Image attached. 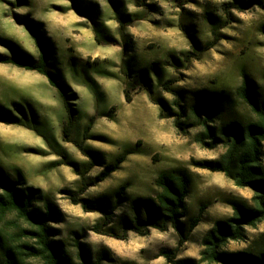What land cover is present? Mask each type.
<instances>
[{
    "label": "rangeland",
    "instance_id": "1",
    "mask_svg": "<svg viewBox=\"0 0 264 264\" xmlns=\"http://www.w3.org/2000/svg\"><path fill=\"white\" fill-rule=\"evenodd\" d=\"M235 1L0 0V54L16 51L23 60H37L29 21L35 23L69 94L39 72L0 63V171L23 188L37 189V208L46 201L57 207L53 238L66 241L76 260V240L91 260L102 253V264H171L159 252L177 247L179 258L198 259L204 233L233 215L230 202L250 201L251 189L197 166L217 159L224 148L207 149L193 133L182 134L162 103L174 106L177 98L162 86L170 80L189 96L224 89L234 98L233 109L246 115L236 94L244 75L264 98V0L226 13L224 4ZM207 12L227 26L213 32ZM123 153L119 169L98 181L105 165ZM172 168L191 176L188 216L206 206L185 243L173 227L148 235L130 231L126 238L93 229L108 223L107 210L122 234L118 221L130 213L131 201L154 197L158 174ZM246 232L264 247V221ZM248 245L231 242L228 249Z\"/></svg>",
    "mask_w": 264,
    "mask_h": 264
},
{
    "label": "trees",
    "instance_id": "2",
    "mask_svg": "<svg viewBox=\"0 0 264 264\" xmlns=\"http://www.w3.org/2000/svg\"><path fill=\"white\" fill-rule=\"evenodd\" d=\"M253 2L260 3L261 0H236L225 3L224 10L230 13L231 8H245ZM207 20L215 33L227 26L221 24V16L212 12H207ZM29 23L33 27L32 36L39 46L38 59L26 57L23 60L14 51V56L0 54V63L39 72L58 87L62 95H69L64 84L56 77L49 50L37 26L31 21ZM162 86L167 91L177 93L174 106L162 101L167 112L165 117H172L175 127L182 134L193 133L195 141L202 147L224 148L217 159L198 161L197 166L224 173L236 186L251 189L252 196L250 201L236 199L230 202L233 215L216 220L204 233L198 259L179 258L178 247L172 250L163 248L159 255L171 264H264V247L256 240L249 241L246 232L247 228H257L264 221V98L257 95L253 81L247 75H244L236 91L238 100L247 109L246 115L233 109L234 98L224 89H202L189 96L176 90L170 80L163 82ZM70 112L73 113V110L70 109ZM65 128L66 133H72V116ZM126 157L127 153H123L105 165L98 181L117 171ZM17 181L0 171V264H29L30 259H40L44 264H102L103 254L97 253L95 260H91L79 240H76V260L67 250L66 241L53 238L50 222L58 217L57 207L46 201L44 209L37 208L36 201L40 197L38 190L23 188ZM155 183L159 191L154 197L133 199L129 205L130 213L120 216L118 225L122 234L117 233L113 213L107 210L104 211L108 223L96 224L93 229L126 238L130 231L148 235L153 228L167 231L173 227L179 233L180 245L185 243L202 221L206 206L200 207L196 216H188L187 197L191 189V176L184 169L162 170ZM118 196L122 197L120 191ZM231 242H248L249 245L230 251L228 246Z\"/></svg>",
    "mask_w": 264,
    "mask_h": 264
}]
</instances>
